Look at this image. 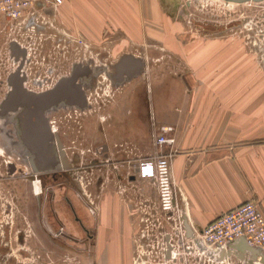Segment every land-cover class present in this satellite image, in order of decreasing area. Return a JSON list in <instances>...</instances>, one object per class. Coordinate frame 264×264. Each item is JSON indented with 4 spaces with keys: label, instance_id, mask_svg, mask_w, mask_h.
Segmentation results:
<instances>
[{
    "label": "rangeland",
    "instance_id": "rangeland-1",
    "mask_svg": "<svg viewBox=\"0 0 264 264\" xmlns=\"http://www.w3.org/2000/svg\"><path fill=\"white\" fill-rule=\"evenodd\" d=\"M123 4L113 3L112 12L104 9L103 13H94L91 24L87 22L85 27L82 20L78 21L80 15L61 10L59 31L50 26L32 34L36 43L42 39L41 43L48 41L47 46L51 37L64 38L59 46H56V40L53 41L50 48L70 55L66 60L69 63L75 60L76 48H87L83 44H95L98 52L100 48L112 47L114 55L130 53L143 59L141 71L123 86L125 94L120 102H123V108L131 111L128 114L130 139L133 136L140 139L145 155L135 161L134 156H130L127 168L130 179L124 184L108 178L111 168L107 166L102 173L95 165L89 168L94 155L86 148L97 143L91 142L95 126L105 124L102 120L105 113L97 110V120L86 125L90 133L86 140L81 143L71 142V137L62 140L64 159L76 172L83 192L66 193L82 223L92 232L99 226L95 242L94 238L84 237L70 207L61 201L58 190L50 204L43 201L39 180L29 177L34 171L27 161L28 155L25 157L24 151L10 145L15 138L10 123L1 124L2 117L9 112L0 116V264H196L200 258L204 261L203 254L184 248L180 237L181 231L186 229L172 207L167 211L162 209L157 180H142L137 174L139 161L151 153L154 146L152 136L141 132L143 126L137 121L135 110L143 96L156 115L154 133L164 126L168 128L167 135L175 138L178 134L170 123L171 108L176 102L192 100L193 92L198 95L203 89H212L210 101H247L251 96V100L254 97L263 104L264 0H125ZM53 24L57 26L55 22ZM13 35L0 32V103L9 89V72L16 66L1 42L8 41ZM45 36L49 40H43ZM36 46L40 49L38 44ZM95 64L97 79L94 84L108 85L98 68L101 61L96 60ZM87 86L84 87L90 110L97 109L96 102L103 107L114 102V97L109 96V86L104 92L99 91L100 97ZM101 141H105L103 135ZM19 145L23 147L21 143ZM72 152L78 161L69 164ZM98 174L104 179L99 189L94 186ZM111 189L119 203L126 201L135 215H139L138 221L132 222V235L128 240L130 252L120 255L105 253L99 248L112 240L99 236L103 228L104 205L112 200ZM50 207L56 218L50 216ZM59 229L80 242L54 233ZM85 245L89 248L84 249Z\"/></svg>",
    "mask_w": 264,
    "mask_h": 264
},
{
    "label": "crops",
    "instance_id": "crops-1",
    "mask_svg": "<svg viewBox=\"0 0 264 264\" xmlns=\"http://www.w3.org/2000/svg\"><path fill=\"white\" fill-rule=\"evenodd\" d=\"M118 1L124 6L125 0H65L61 10L80 15L78 21L85 27V23L91 24V15L104 9L112 12ZM212 92H193L192 100L176 102L170 111V123L178 134L170 159L176 186L172 208L189 234L244 201H254L264 215V103L254 97L251 100V96L247 101H210ZM112 192V200L104 205L99 232L112 240L99 248L120 255L130 252L132 222L138 221L139 215L126 201L119 203ZM98 228L93 230L95 242ZM228 251V257L243 261L260 254L244 240L234 241Z\"/></svg>",
    "mask_w": 264,
    "mask_h": 264
},
{
    "label": "flooded vegetation",
    "instance_id": "flooded-vegetation-1",
    "mask_svg": "<svg viewBox=\"0 0 264 264\" xmlns=\"http://www.w3.org/2000/svg\"><path fill=\"white\" fill-rule=\"evenodd\" d=\"M36 8L37 11L29 24L23 27L9 29L7 25L0 22V32L14 34L11 39H8V41L5 42V40H2L1 42L5 46L11 62L13 64L16 63V66H14L9 73L22 72V84L24 88L35 93H41L49 90L61 78L75 73L76 81H86L88 85L87 88L92 90L94 89V93L98 97H100L99 91L104 92V89L109 86L111 91L109 96L114 97L112 98L114 102L106 105V107H103L99 102H96L98 105L97 109L93 108V110H90V100L88 99L89 96L87 95V89L86 87H83L85 99L84 105L49 108L44 111V119L42 122H37L38 126H33L32 130L39 133L42 138H44L47 133H50L52 135V142L55 144V139H57L61 146L63 145L62 140L66 137H71L69 140L73 143L75 141L81 143L86 140L87 136L90 134L86 128V125L89 124L88 122H95L97 120V116H99L98 112L105 113L102 117L105 124L95 126L94 139H91V142L97 141V143H94L91 148H86L87 151L94 155L91 157L92 161H89L88 167L92 168V165H95L102 173L104 167L107 166L111 168L108 173V178H115L121 184L128 183L130 175L127 174V168L130 162V156L131 158L134 156L132 159L135 161V158H139L144 154V149L141 148L140 139L135 136H133V139H130L128 114L131 113V111L123 108V102H120L124 99L125 94V90L123 91L125 88H123V86L130 79H132L134 75L129 79L124 74H122L120 79L114 76L116 73L115 64L120 55H114L112 47L108 49H106V47L100 48V51L98 52L94 48L95 44L90 45L93 46L92 48L89 45L83 44L87 48H82V46L76 48L75 60L69 63L66 62V60L70 58V55H65L63 50L61 53L59 50L55 52L50 48L53 41L56 40V46H59L61 44V40L64 41V38L59 39V37H57L59 39L57 40L56 38L51 37V43L49 46L46 45L48 41L46 43L42 41L43 43H41L42 39H39L38 43H36V38L33 36L36 31H42V29L45 30L48 27L50 28V26L56 29V31H59L58 26L62 23L59 21V14L61 13L60 6L57 8H53L51 6H37ZM53 22H55V25L57 26H54ZM52 34L54 36L57 35L54 32ZM48 37L45 36L43 40H49ZM35 44H38L40 49H38L37 46L34 47ZM62 46H64V44H62ZM19 51H23L22 58L18 57V53H16ZM96 60L101 61L98 68L104 73V79L108 81V85L106 86L94 84L97 79V68L95 67ZM92 63L94 65H92ZM66 67L67 70H65ZM84 69L88 70L86 74L83 72ZM107 100L109 101V99ZM101 103L102 105L105 104L102 101ZM96 110L98 111L97 113ZM135 117L143 126L141 132H146L150 137L157 119L153 107L147 103L143 96L139 98V102L137 103ZM31 120L35 121V118L32 117ZM9 123L12 127L11 132L15 133L14 140L18 139L16 134V122L13 120ZM102 135L104 136L105 141H101ZM18 142L20 141L18 140ZM19 150L24 151L21 149ZM24 152V156L26 157L29 152L26 150ZM97 157L101 158L98 159ZM70 161L71 162H69V164H74L78 161L77 155L73 152L71 154ZM72 168L73 167L68 165L67 167H57L50 172H36L34 174L39 175L40 177L39 194H41L40 196L43 201L50 204L54 197L55 190H58L61 201L65 202L70 207L74 221L79 224V227L84 232V237L89 240L94 238V233L92 230L87 228L86 225L82 223L81 218L75 214L73 203L69 195L66 193V191L76 192L77 194L83 193L81 187H79L78 176L75 175L76 172H74ZM124 172L126 173V176L124 175ZM103 181L104 179L102 174H98L95 177L94 186L99 189V186L103 183ZM34 184L39 187L37 181H35ZM43 190H45L44 193ZM49 214L50 216L56 218L52 213L51 207L49 209ZM54 233L67 239H73L74 242H80V240L76 237L65 234L62 229H59ZM186 235L188 236L189 233L186 232ZM62 247L64 248V246ZM88 248V246H84V249ZM166 253L168 254V250ZM195 263L207 264L205 258L204 261L200 258L199 262L195 261ZM93 264L98 263L96 262ZM188 264H194V262H190Z\"/></svg>",
    "mask_w": 264,
    "mask_h": 264
},
{
    "label": "built area",
    "instance_id": "built-area-1",
    "mask_svg": "<svg viewBox=\"0 0 264 264\" xmlns=\"http://www.w3.org/2000/svg\"><path fill=\"white\" fill-rule=\"evenodd\" d=\"M63 1L0 0V22L9 29L23 27L35 15L37 6L57 8ZM167 129L163 126L159 132L151 133L154 148L139 161L137 170L140 178L157 180L161 206L165 211L172 207L176 190L170 171V159L176 151L175 138L167 135ZM163 146L168 148L163 149ZM185 232L181 231L180 237L184 248L203 254L207 264H264V215L254 201H244L219 214L188 236ZM236 240H244L247 245L258 248L260 254L246 261L228 257L230 244ZM219 252L225 254L220 256Z\"/></svg>",
    "mask_w": 264,
    "mask_h": 264
},
{
    "label": "water",
    "instance_id": "water-1",
    "mask_svg": "<svg viewBox=\"0 0 264 264\" xmlns=\"http://www.w3.org/2000/svg\"><path fill=\"white\" fill-rule=\"evenodd\" d=\"M237 2L246 0H233ZM258 1V0H253ZM18 57H23V51H19ZM144 65L143 59L130 53L120 55L115 64V77L120 79L124 74L128 79L139 73ZM84 69V74L87 73ZM23 73L14 72L8 76L9 89L0 103V116L8 112H16V134L23 145L22 150L29 152L28 163L32 171L50 172L57 167H67L64 159V150L60 142L55 139L52 142V135L47 133L44 138L32 130L37 122L44 119V111L58 106H82L85 103L83 87L87 86L86 81H76V74L61 78L52 88L41 93L28 91L22 84ZM9 115V114H8ZM7 115V116H8ZM34 117L35 121L31 118ZM6 120V119H5ZM36 122V124H35ZM18 148L17 146H14ZM30 179L39 180V175H30ZM57 231V230H55Z\"/></svg>",
    "mask_w": 264,
    "mask_h": 264
},
{
    "label": "bare ground",
    "instance_id": "bare-ground-1",
    "mask_svg": "<svg viewBox=\"0 0 264 264\" xmlns=\"http://www.w3.org/2000/svg\"><path fill=\"white\" fill-rule=\"evenodd\" d=\"M231 1V0H230ZM17 53V52H16ZM9 115L8 116H5V117H2L3 119L1 120V124H3L4 122H12L13 120H14V117H16V112H9L8 113ZM6 119V120H5ZM7 125V124H6ZM5 134H6V130H5ZM14 139V138H13ZM16 140V139H15ZM15 140H11V143H10V145H12L13 147L14 146H17L18 147V149H21L22 150V148L20 147V145H19V143L20 142H18V139H17V141H15ZM8 144V143H7ZM22 145V144H21ZM23 146V145H22ZM15 149V148H14ZM250 264H252V263H250Z\"/></svg>",
    "mask_w": 264,
    "mask_h": 264
}]
</instances>
